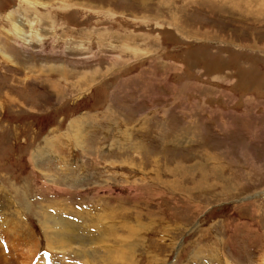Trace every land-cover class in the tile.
<instances>
[{
    "label": "rangeland",
    "instance_id": "1",
    "mask_svg": "<svg viewBox=\"0 0 264 264\" xmlns=\"http://www.w3.org/2000/svg\"><path fill=\"white\" fill-rule=\"evenodd\" d=\"M84 252L264 264V0H0V264Z\"/></svg>",
    "mask_w": 264,
    "mask_h": 264
},
{
    "label": "bare ground",
    "instance_id": "2",
    "mask_svg": "<svg viewBox=\"0 0 264 264\" xmlns=\"http://www.w3.org/2000/svg\"><path fill=\"white\" fill-rule=\"evenodd\" d=\"M66 4V3H65ZM77 4V3H76ZM75 4V5H76ZM66 8H69V6H67ZM13 15V14H12ZM23 40V39H22ZM27 42V41H26ZM8 58H9V60H10V62H13L12 61V59H11V57L10 56H8ZM26 68V67H25ZM32 68V67H31ZM20 70V69H19ZM27 70V69H26ZM41 71V70H40ZM45 72V71H44ZM46 72H48V70H46ZM41 73V72H40ZM28 75V74H27ZM6 97V96H5ZM10 101V100H9ZM7 103V102H6ZM12 103H13V101H12ZM42 153V151L38 154V156L40 155ZM35 156V158L37 157V154H35L34 155ZM56 232V235H58V234H62V232H60V231H55ZM80 243V242H79ZM72 249H74V248H72ZM85 258H87V259H85V260H89L90 262H89V264H91L92 262H94V258L92 259V256L91 255H89V254H87V253H85L84 252V255H83ZM87 262V261H86ZM42 264H45V263H42ZM96 264V263H95ZM97 264H99V263H97Z\"/></svg>",
    "mask_w": 264,
    "mask_h": 264
}]
</instances>
